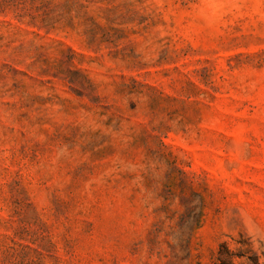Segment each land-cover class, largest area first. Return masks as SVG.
Masks as SVG:
<instances>
[{"label": "rangeland", "instance_id": "obj_1", "mask_svg": "<svg viewBox=\"0 0 264 264\" xmlns=\"http://www.w3.org/2000/svg\"><path fill=\"white\" fill-rule=\"evenodd\" d=\"M223 241L264 264V0H0V264Z\"/></svg>", "mask_w": 264, "mask_h": 264}, {"label": "trees", "instance_id": "obj_2", "mask_svg": "<svg viewBox=\"0 0 264 264\" xmlns=\"http://www.w3.org/2000/svg\"><path fill=\"white\" fill-rule=\"evenodd\" d=\"M239 243H244L239 241ZM215 264H261L259 256L250 249H231L223 241L218 244L215 252Z\"/></svg>", "mask_w": 264, "mask_h": 264}]
</instances>
